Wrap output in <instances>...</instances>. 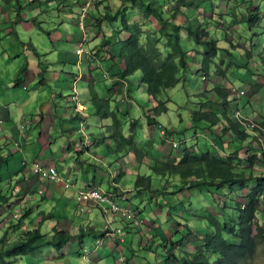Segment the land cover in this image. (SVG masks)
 I'll return each mask as SVG.
<instances>
[{
  "label": "rangeland",
  "instance_id": "1",
  "mask_svg": "<svg viewBox=\"0 0 264 264\" xmlns=\"http://www.w3.org/2000/svg\"><path fill=\"white\" fill-rule=\"evenodd\" d=\"M32 1L0 0V108L4 107L8 112L4 115L0 111V190L6 196L0 201V238L17 239L20 232L29 228L30 222L33 224L41 222L39 225L43 233H53L57 228L69 231L72 237L64 245V249L58 250L48 245L26 257L16 256L13 258L14 262L16 264H106L107 250H118L117 239L111 233L102 236L100 232H92L94 228L101 230L106 229L107 226L111 229L122 228V233L116 234L118 239L122 237L125 239L120 242L122 246L130 249L132 242L141 244L142 250L138 251L137 258L142 264H158L157 253L145 249L148 248L147 240L156 228L159 231L157 234L172 233L175 239H183L184 247L193 249L201 242L200 235H203L206 227V214L213 212L217 216L223 215V211L226 210L222 209L223 203L227 198L232 201L235 195L232 198L227 195L226 198L224 188L216 189L212 186L207 187L209 189L203 187L187 189L173 195L169 193L171 197L168 199L159 197L157 193L160 189L157 188L152 193L144 190L139 194L135 190L139 170L136 163L138 155L132 148L134 145H139L147 152V158L145 153L143 155L145 164L140 168V172L148 175L152 173L147 165L151 157L177 160L185 144L203 146L208 149L214 148L224 154L232 151L234 146L237 148L238 143L236 141L232 143L229 136H226L223 141L216 138L220 122L213 127L214 130L211 132L214 135L211 137L208 130L199 127L196 131L193 128L194 121L191 114L203 107L211 108L220 114L230 109L229 106L225 108L220 100L210 98V95L214 93V87L221 85L228 87L232 86L231 83L234 88L248 90L247 94L241 97L246 107L253 103L254 112L257 110L259 114L264 113V19L256 27H250L244 23L237 24L235 14L231 15L232 8L237 16L246 10V3H239V0L215 1L204 5L201 9L203 14L218 21L216 24L220 28L228 30L227 34L233 44L224 41L223 30L217 29L215 37L219 39V44L225 47V50L219 51V57L215 58L216 65L204 71L200 63H196L197 59H200V54L192 49L196 47L202 50L204 46L195 43L190 36L187 37L185 44L190 49L188 68L180 72L179 82L175 86L161 93L160 98L166 102L168 111L162 113L161 116H156L160 122L157 123L153 110L156 104L155 99L147 93L140 73L137 72L131 76V96L126 89L119 92L115 81L112 82L99 76V71L102 70L99 61L89 64L83 57L81 59L77 57L74 63L72 59H69L65 64L62 57L65 48L72 52L73 47L81 45L80 41L73 40L72 34H70L69 44L64 40L65 35L72 33L73 29L77 33H82L84 29L88 34L95 33L93 41L97 45H100V34L106 36V32H109V35L114 36L112 42H115L111 46L113 52L119 55L117 41L120 37L126 38V35L120 31L121 23L109 25V22L104 21L100 26L96 19L109 11L106 8L103 9L106 5L113 6L115 10L128 8L130 21H139L144 28L155 31L159 27V22L152 15L146 16L139 7L127 0H91L92 6L88 11L91 15L90 21L87 23L85 19L83 28L82 23L79 24V20L74 17L72 11H79L78 4L81 5L88 0H67L66 2L61 0L59 3L50 4L48 9L47 4L40 3V14L35 20L32 18L36 16L37 11ZM75 1L78 4H74ZM67 2L72 4L70 10L65 9ZM19 12L23 13V16H20ZM28 13L32 15L29 24L33 25V29H29L23 23L24 14ZM224 20L227 21L229 27L223 23ZM13 29L18 32V35L12 32ZM95 50L99 52L97 47ZM58 53L60 58L57 60ZM70 56L73 55L70 54ZM27 60L30 62L31 69L33 68L35 73L37 70L40 71L47 80L41 90L33 84L28 99L21 96L27 94L25 89L21 86H14L15 79H25L20 71ZM229 60L233 63L227 65ZM111 61H116V59L105 60L104 64L111 63ZM220 67L224 69V75L220 74ZM84 72L98 76L93 79L88 75L85 82L81 77ZM79 75L80 79L75 83L74 76ZM107 75L105 78L108 77ZM205 75L207 78L204 79ZM99 79L103 81L99 84L101 86H98ZM257 80L260 81L257 85L259 89L253 98L256 102L249 101V94L252 92L249 83H257ZM91 85L93 88L96 87L101 96L110 95L113 108L120 111L118 115L123 121V132L125 134L135 133L134 141L135 139L137 141L119 142L112 137L109 127L111 118H101L92 105ZM205 90H207V97L201 94ZM231 99L232 107L239 104L240 99ZM202 100L207 101L202 102ZM50 106L54 110L49 109ZM79 109L81 112L78 113ZM42 110L48 111L47 118L50 114L49 117L54 119L50 131H42L40 121L35 122V127L34 124L32 125V117ZM65 110H68L69 114H66ZM21 113L25 114L21 117ZM62 119L70 124L73 132L68 134V132L61 131L64 124ZM254 120L248 119L247 121L255 123ZM202 122L205 120H198L195 124L201 126ZM21 123L26 124L24 131L20 127ZM159 125L165 132L162 133L159 130ZM249 127L251 132L252 126ZM165 128L171 132L168 133ZM45 129L48 128L45 127ZM40 131L42 134L46 133L47 136L43 135L45 139H39ZM58 134L62 137L58 138ZM63 141L65 143H62ZM43 144H46V147H42ZM120 145L122 148L119 147ZM251 147L254 151H251L248 156L258 149L256 142L255 145L251 144ZM38 151L47 152L44 156L45 160L52 159V156L65 155L68 157V164L66 167H60L59 171L62 180L72 184L70 187H65L63 181L50 180L47 174L35 173L34 163L50 165L49 161L43 163L37 159L38 157L34 159ZM51 162L53 163V159ZM246 166L247 162L244 161V167ZM80 167V174H78L77 170ZM69 168H71L70 171H68ZM119 170L125 174L121 181L117 179ZM254 171L256 174L260 172L256 165ZM96 174L98 182L103 187L101 189L112 193L115 196L114 199L121 197L120 195L130 197L127 201L129 205L130 203L134 205L132 214L136 215L143 226L135 225L134 218L130 215L113 214L108 209L106 211L108 202H102L100 205H96L93 201L79 203L77 198L79 190L87 188ZM151 175L154 176L156 186L161 184L156 174ZM86 177L91 181L86 180ZM172 178V176L169 177L165 182V186L168 187L166 191L171 190L170 183L172 182L180 186L178 177L176 180ZM109 182L111 185L108 188ZM136 202L139 203L140 210L145 211L140 212L135 207ZM102 206L105 207V214ZM187 209L191 212L190 214ZM28 210L32 221L29 218H23ZM40 211L43 212L38 215ZM171 213L191 220L192 229H185L183 224L174 223L175 228L170 230V224L173 223L169 222L168 218ZM258 214L259 219L264 223V205L260 207ZM82 229L85 235H82ZM136 229L141 231L137 232ZM175 230H181L182 233ZM117 253L118 259L115 264H121L123 255L120 252ZM138 259H133V261H138ZM251 263L264 264L263 255ZM159 264H164L163 258L160 259Z\"/></svg>",
  "mask_w": 264,
  "mask_h": 264
},
{
  "label": "trees",
  "instance_id": "2",
  "mask_svg": "<svg viewBox=\"0 0 264 264\" xmlns=\"http://www.w3.org/2000/svg\"><path fill=\"white\" fill-rule=\"evenodd\" d=\"M36 1H32V4ZM127 1L139 7L146 16L152 15L159 22V27L155 31L144 28L139 21H130L128 8H117L115 10L113 6L106 5L103 9L106 8L109 11L96 19L99 21L100 26L104 21L109 22V25H115L120 21V31L125 32L126 38L120 37L117 41L119 55H115L113 47H111L114 42L109 48L106 47L110 45L111 34L109 35V32H106V36L100 34V45L95 44V41H93L95 33L82 34L81 44L85 51L82 54H78V48H75V53L78 59L83 57L89 64H93L95 61L100 62L99 58L104 60V52H112L117 57L115 58L117 62L124 63L118 68L117 76L119 79L115 81L119 92H123L126 89L131 95V76L137 72L140 73L147 93L155 99L156 104L153 110L156 118V116H161L162 113L168 111L166 102L160 98L161 93L175 86L179 82L180 72L188 68L190 49L185 44L187 37L190 36L195 43L204 46V50L196 47L192 48L201 55L200 65L204 71L213 68L217 63L215 58L219 57V51L225 50V47L219 44V39L215 37L217 29L223 30L224 41L233 44L232 39L227 34L228 30L220 28L217 25L218 21L205 16L201 11L206 4L228 0ZM238 2L246 3V10L240 16H237L234 8H232L231 15L235 14L236 23H244L250 25V27L260 25L264 19V0H239ZM75 3L78 4L76 1ZM70 5L72 4H68L66 9L70 10ZM78 6L79 11H72L74 17L79 20L82 14L85 13L86 17H84V20L87 19L88 23L91 15L86 11L85 3L78 4ZM219 15L221 14L219 13ZM35 19L34 17L33 20ZM223 23L229 27L226 20ZM91 41L93 45L90 44ZM96 47L99 50L98 53L95 50ZM230 61H228L227 65L233 63ZM27 68L25 64L20 71L21 74H24ZM219 72L221 75L225 74L222 67L219 68ZM41 76L42 73L39 72L40 82L38 81V83L43 84V81H45L46 84V78L43 76L41 78ZM93 79L95 78L93 77ZM21 81L22 79H15L14 86H20ZM258 89L252 86V92L249 94L250 99L256 95ZM213 92L210 98L220 100V103L225 108L229 106L230 109L227 110L228 112H221V114L206 107L193 111L191 114L194 121L193 128L196 131L199 127L208 130V134L212 137L214 135L211 132L214 130L213 127L221 122L216 138L223 141L225 136H229L232 142L237 138L236 142L239 144L237 148H232V151L227 152L228 154L222 155L219 150L214 148L208 149L203 146L197 145V147L192 144H185L177 160L170 158L153 159L151 157L147 165L149 170L157 175V178H159L157 180L161 183L156 186L152 173L148 175L140 172V168L145 164L143 155L145 153L147 158V152L139 145H132V149L138 155L136 163L139 170L137 171L135 190L139 194L144 190L152 193L157 188L160 189L157 195L168 199L171 197L169 193L173 195L187 189L201 187L209 189L212 186L216 189L224 188L226 198L228 197L227 195L231 196V198L235 195L232 201L227 198L223 203L222 209H226L223 211V215L217 216L213 212L206 214V227L203 235H200L201 242L193 249L184 247L183 239H175L172 233H165L166 235L157 234L159 231L156 228V231L152 232V236L147 240L146 246L148 248L145 249L157 253L158 264L161 258L164 259V264H252L251 262L257 257L261 255L264 257V223L261 222L258 214L260 207L264 205V116L260 115L255 120L257 125H255L254 131L250 133L246 124H244V120L233 117L234 109L246 107L245 103L240 100L238 101L239 104H235L236 108L232 107L231 98L236 96H229L231 94L230 87L224 85L216 86ZM201 94L207 97V90ZM91 96L92 105L96 108L100 117L103 119L111 118L109 127L115 140L117 139L119 142L128 140L130 143L137 141L136 139L134 141L135 133L125 134L123 132V121L118 115L120 111L113 108L110 95L101 96L96 87L93 88L91 85ZM205 101L207 100H202V102ZM251 109H253L252 105ZM147 119L149 120V117ZM198 120H205V122H202L201 126H197L195 123ZM156 121L160 123L157 118ZM160 125L159 130H161ZM161 131L164 130L162 129ZM166 131L168 133L171 132L168 128ZM255 142L258 145V149L254 154L248 156L251 151H254L251 144L255 145ZM121 145L119 146L120 148L123 146ZM244 161L247 162L246 167H244ZM255 165L260 171L259 174L254 171ZM118 174L117 179L121 181L124 173L119 170ZM171 176L173 177L172 180H176L178 177L180 186H177L174 182L170 183V192L166 191L168 187L165 186V182ZM237 196L239 197L237 198ZM5 197L0 190V201ZM207 197L210 199L209 195ZM135 204V207L140 212L145 211L140 210L138 202ZM43 211H40L38 215H41ZM29 213V210L26 211L23 218H29L32 221L33 219L29 217ZM168 220L173 223L170 224V230L175 228L174 223L176 225L183 224L185 229H192V221L188 220V218H181L171 213ZM40 223L33 224V222H30L29 228L20 232L17 235V239L5 240L0 238V264H16L13 260L14 257H26V255L39 251L42 247L48 245L54 246L58 250L64 249V245L71 240L72 234L67 230L55 228L53 233H43ZM140 226H143V224ZM81 231L82 235H85V231L83 229ZM136 231L139 232L141 230L136 229ZM175 231L182 233L181 230ZM98 232H100V235L105 236L108 233L112 234L113 229L110 226L101 230L94 228L92 233ZM116 239L118 245V250L116 251L123 255L121 264H142L137 258L139 256L138 251L142 250L141 244L132 242L129 249L121 245L120 242L125 240L123 237L121 239L116 237ZM116 251L107 250L106 264H115L118 259ZM133 259H138V261H133Z\"/></svg>",
  "mask_w": 264,
  "mask_h": 264
},
{
  "label": "crops",
  "instance_id": "3",
  "mask_svg": "<svg viewBox=\"0 0 264 264\" xmlns=\"http://www.w3.org/2000/svg\"><path fill=\"white\" fill-rule=\"evenodd\" d=\"M61 0H37V3H42V4H44V3H46L47 5H48V7H47V9L49 8V5L50 4H52V3H54V2H56V3H59ZM63 1H65V0H63ZM68 5V3L66 4V6ZM39 6H38V4H35L34 5V8L36 9V14H38L39 13V8H38ZM20 16H23V13H21L20 12ZM32 15H29V13L28 14H24V17H23V19H24V22L23 23H25L26 24V26H28L29 27V29H33V25L32 24H29L30 23V21H31V19H30V17H31ZM36 18H38V16L36 17ZM81 29V28H80ZM12 32H14L16 35H18V32L15 30V29H13V31ZM66 32H68V31H66ZM10 33V32H9ZM64 34H65V32H64ZM70 34H72V36H73V40L74 41H80V43H81V36H82V34H83V32L82 33H77L76 32V30L75 29H73V31H72V33H69V34H67V35H65V39L64 40H66V42H68V44L71 42V39H70ZM90 44H92L93 45V43H92V41L90 42ZM75 48H78V47H73V49H72V52H70V50L69 49H67V48H65V50H63V53H62V57H63V60L65 61V64H67L68 63V60L69 59H72V62L74 63L75 62V60H76V58H77V56H76V53H75V51H74V49ZM94 52V51H93ZM70 54H72L73 56L71 57L70 56ZM57 57V60H58V58H60V56H59V53L56 55ZM114 56V55H113ZM104 61L105 60H102L100 63H101V68H102V70L101 71H99V76L100 77H102L103 79H109L110 81H116V80H118L119 78H118V76H117V72H119V69L118 68H120V65H121V63H119V62H117V61H111V63H107L106 65L104 64ZM197 61H198V59H197ZM199 62V61H198ZM28 64V66H26V67H28L27 68V70H26V72L24 73V77H25V79H22V81H21V83H20V86L23 88V89H25L26 91H27V94H23V95H21L22 97H26L27 99L29 98V92H30V89H32L31 87H32V85L34 84L35 86H37L38 87V89L39 90H41L42 89V86H43V84H45V81H43V84L42 83H38V81L40 80V77H39V72L40 71H36V73L34 72V70H33V68L31 69V67H30V62L27 60V63H26V65ZM116 65L118 66V67H116ZM67 73V72H66ZM108 74V75H107ZM115 74H116V76H115ZM88 75H89V77L90 78H97V76L98 75H94L93 73H90V74H88V73H86V72H84L83 73V75L81 76L82 78H84V80H85V82L87 81V79H88ZM108 76L107 78H105V76ZM36 78H38V79H36ZM74 79H75V82H78L79 81V79H80V75L79 76H74ZM40 82V81H39ZM101 82H103L101 79H99L98 80V85L101 83ZM260 83V81L259 80H257V83H249V84H251V87L252 86H254L255 88H257V84H259ZM231 84H233V83H231ZM12 86H13V84H11ZM101 86V85H100ZM258 93V92H257ZM256 93V94H257ZM34 96H35V94H34ZM255 96V95H254ZM254 96L251 98V99H249L250 101H253V102H256V101H254L253 100V98H254ZM258 103H259V101H257ZM250 104H251V102H250ZM251 105H253V103L251 104ZM81 106V105H80ZM79 106V107H80ZM264 106V105H263ZM51 107V106H50ZM50 107H48L49 109H52V110H54V108H50ZM85 107V106H84ZM234 108V107H233ZM76 109H78V108H76ZM250 109V110H249ZM85 110H86V107H85ZM236 110V109H235ZM0 111H2L3 112V114L5 115V113H8L7 112V110L6 109H4V107H1L0 108ZM66 112V114H69V112H68V110H65ZM237 111H239L240 112V114H241V118H245V117H252L253 115L254 116H256V117H259V115H262V116H264V113H258L257 112V110L254 112L253 111V109H251V106H249V107H242V108H238L237 109ZM236 111V112H237ZM258 111H260V110H258ZM77 112L79 113V112H81V110L79 109V110H77ZM48 113V111L47 112H45L44 110H42L40 113H37L36 114V116H33L32 117V121H33V123H32V125L34 124V127H35V122L37 123V122H39L40 121V123H41V125H42V131H46V130H51V126L54 124V119H52L51 117H49V115H48V118L46 117V114ZM25 113H21V117L24 115ZM11 117H13L12 116V114H11ZM21 122H23V119H21ZM62 122L64 123L63 124V126H62V129H61V131H65V132H68V134H69V132L71 133V132H73V130H72V127L70 126V124L68 123V122H66V121H64L63 119H62ZM18 124V123H17ZM23 123H21V125H22ZM74 124H75V120H74ZM23 125H25V124H23ZM72 125H73V123H72ZM49 126H50V129H49ZM21 127V126H20ZM45 127H47L48 129H45ZM77 129V128H76ZM42 131H40V134H39V139H45V137L43 136V135H45V136H47L46 135V133H44V134H42L41 132ZM64 133V132H63ZM59 137H62V135H60V134H58V138ZM62 143H65V141H63ZM42 147H46V144H43V145H41ZM69 148H71V146L69 147ZM234 148H235V146H234ZM225 149V148H224ZM223 149V150H224ZM69 150H71V149H69ZM47 152H44V151H38V153H37V155L35 156V158L34 159H36L37 157V159H39L40 161H42L43 163H45L46 161H49L50 162V164H54V165H57L59 168L60 167H66V165L68 164L67 162H68V157L67 156H61V157H56V156H52V159H53V163L51 162V160L52 159H46L45 160V158H44V156H45V154H46ZM219 153L220 154H222V155H225L224 153H222V151H219ZM218 153V154H219ZM240 154V153H239ZM241 155V154H240ZM33 159V160H34ZM36 163H38V162H36ZM35 164V163H34ZM46 164H48V163H46ZM95 168H98V167H95ZM80 169H81V167L77 170V173L78 174H80ZM103 169V168H102ZM71 170V168H69L68 169V171H70ZM96 171V173H99V172H97V170H95ZM90 173V172H89ZM89 173H87V174H89ZM124 173V172H123ZM125 175V174H124ZM27 176V175H26ZM35 177V176H34ZM36 178V177H35ZM86 180H88V178L86 177ZM90 181H91V179H89ZM88 180V181H89ZM89 185H98L100 188H103L102 187V185H101V183H99L98 182V176H97V174L94 176V179L92 180V182L89 184ZM88 185V186H89ZM110 182H109V185H108V188L110 187ZM114 189H116V188H114ZM138 198H139V196H138ZM130 199V197H127V198H125V199H123V200H121V204H123V205H126L127 204V200H129ZM126 200V201H125Z\"/></svg>",
  "mask_w": 264,
  "mask_h": 264
},
{
  "label": "clouds",
  "instance_id": "4",
  "mask_svg": "<svg viewBox=\"0 0 264 264\" xmlns=\"http://www.w3.org/2000/svg\"><path fill=\"white\" fill-rule=\"evenodd\" d=\"M68 3V2H67ZM34 5L35 4H38V6H40V3H37V1L35 2V3H33ZM44 4H46V3H44ZM68 4H70V3H68ZM88 4H92V2H91V0H88L86 3H85V7H87V5ZM48 7V5H46V8ZM68 7V5L67 6H65V9ZM39 8V7H38ZM86 9V11H89V8H85ZM40 14V11H39V13L38 14H36V16H35V18L38 16ZM21 15V14H20ZM84 17H86V14L85 13H83L82 14V16H81V18L79 19L80 21H79V24L80 23H82V25H83V28H84ZM33 19V18H32ZM37 19V18H36ZM17 20V19H16ZM84 23V24H83ZM118 23H120V21H118ZM99 27V26H98ZM85 30V29H84ZM83 30V34H85V33H87L86 31H84ZM124 34H125V32L124 31H122ZM126 35V34H125ZM113 37L114 36H111V39H110V45H108V46H106L107 48H109L110 46H111V44H112V39H113ZM107 38V37H106ZM123 38V37H122ZM107 41H108V38H107ZM113 42H115V41H113ZM100 44V43H99ZM80 49H82L81 51H79ZM202 50H204V49H202ZM85 51V49H84V47L82 46V44L78 47V49H77V52H78V54H82L83 52ZM200 57H201V55H200ZM115 58H117V57H115V55L113 56V53L112 52H108V53H106V52H104V56H103V59L104 60H110V59H115ZM81 59V58H80ZM99 60H100V62L102 61V59L101 58H99ZM198 61L199 62H196V63H200V59H198ZM121 64H124L123 62H121ZM204 79L205 78H207L206 77V75L203 77ZM76 83V82H75ZM258 85V84H257ZM225 86V85H224ZM234 85L232 84V86H228V87H230L231 88V94L229 95V96H234L235 94H237L241 89H239V88H234L233 87ZM244 91H245V93L243 94V95H237L236 97H233V98H238V99H240L241 100V97L242 96H245L246 94H247V92H248V90H246V89H243ZM112 102V101H111ZM236 108V107H235ZM237 109L235 110V113L233 114V117L234 118H237V119H242V120H244V124H246V127H247V130L249 131V126H252L251 128H252V131L251 132H253L254 131V127H256L255 125H257L256 123H250V122H248L247 120L248 119H251L252 121L254 120L253 118H258V117H256V116H252V117H245V118H241V114H240V112L239 111H237ZM260 116V115H259ZM255 121V120H254ZM220 124H221V122H220ZM21 127H22V129H23V131L25 130V128H26V124L25 125H21ZM264 129V128H263ZM162 133L164 132V131H161ZM250 132V131H249ZM250 132V133H251ZM258 135V134H257ZM103 137V136H102ZM226 137V136H225ZM102 139V138H101ZM236 139V138H235ZM236 141V140H235ZM233 143V142H232ZM239 145V144H238ZM225 152V151H224ZM227 154V153H226ZM41 165V167H43L44 169H47L49 166H56L57 168H58V171H59V167L57 166V165H54V164H50V165H48V166H44L43 164H41L40 162L39 163H35L34 165L36 166V165ZM36 173V172H35ZM38 174V173H37ZM50 179V178H49ZM50 180H58V181H63L62 180V178H61V176H60V171H59V175H58V178L57 179H50ZM64 182V184H65V187H70L72 184L71 183H69V182H66V181H63ZM98 188V189H100L101 191H103L104 193H106V194H108L112 199H114L115 198V196L112 194V193H109V192H107V191H105V190H103V189H101L99 186H96V185H89L87 188H85V189H88V188ZM117 189V188H116ZM82 190H84V189H82ZM80 191V190H79ZM78 194H79V192H78ZM120 195V194H119ZM121 197H117L116 199H114L115 201H117V202H119L120 203V205H122V206H131V208H132V211H133V208H134V205H132L131 203H130V205H129V203H128V201H126L127 202V204L126 205H123V204H121V200H123V199H125L127 196H122V195H120ZM77 198H78V196H77ZM78 201H79V203H90V202H82V201H80L79 199H78ZM96 204V203H95ZM96 205H100V204H96ZM108 207V206H107ZM106 207V208H107ZM102 208V211H103V213L105 214V210H104V206H102L101 207ZM108 209V208H107ZM109 211H112V210H110V209H108ZM108 211V212H109ZM112 213L113 214H115V213H117V214H122L121 212H113L112 211ZM116 214V215H117ZM115 215V216H116ZM122 215H128V214H122ZM132 213H131V217H132ZM136 215L134 214V217H132V218H134V224L135 225H137V226H140L141 224H143V223H141L136 217H135ZM135 221H138V224H136L135 223ZM122 232V228H120V227H118V228H116V229H113V233H112V236H115V238H116V234H119V233H121Z\"/></svg>",
  "mask_w": 264,
  "mask_h": 264
},
{
  "label": "built area",
  "instance_id": "5",
  "mask_svg": "<svg viewBox=\"0 0 264 264\" xmlns=\"http://www.w3.org/2000/svg\"><path fill=\"white\" fill-rule=\"evenodd\" d=\"M86 8V7H85ZM80 49L79 51H81ZM245 93L244 90L240 91L239 95H243ZM36 173H44L47 174L50 179H57L59 175L58 168L56 166H49L46 170L41 167V165L35 166ZM78 199L83 202H91L93 201L96 204H101L102 202H108V209L112 210L113 212H121L122 214L131 215L132 208L131 206H122L119 202L112 199L108 194L104 193L98 188H88L84 190H80L78 194ZM107 208L104 209L107 211ZM134 217V214L132 215ZM138 224V221H135Z\"/></svg>",
  "mask_w": 264,
  "mask_h": 264
},
{
  "label": "bare ground",
  "instance_id": "6",
  "mask_svg": "<svg viewBox=\"0 0 264 264\" xmlns=\"http://www.w3.org/2000/svg\"><path fill=\"white\" fill-rule=\"evenodd\" d=\"M91 6H92V4H88L86 8H90ZM241 90H243V89H241ZM240 91L237 94H235V96L239 95L240 94Z\"/></svg>",
  "mask_w": 264,
  "mask_h": 264
}]
</instances>
